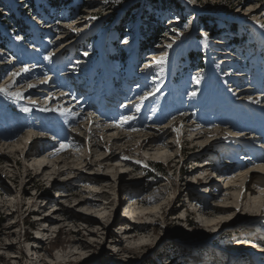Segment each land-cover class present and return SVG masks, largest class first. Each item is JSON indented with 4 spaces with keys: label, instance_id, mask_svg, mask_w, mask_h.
Masks as SVG:
<instances>
[{
    "label": "rangeland",
    "instance_id": "374dc122",
    "mask_svg": "<svg viewBox=\"0 0 264 264\" xmlns=\"http://www.w3.org/2000/svg\"><path fill=\"white\" fill-rule=\"evenodd\" d=\"M261 25L264 0H0V264H264V209L245 188L240 211L202 213L264 164ZM38 147L42 174L25 158ZM225 148L226 185L201 166Z\"/></svg>",
    "mask_w": 264,
    "mask_h": 264
},
{
    "label": "bare ground",
    "instance_id": "6f19581e",
    "mask_svg": "<svg viewBox=\"0 0 264 264\" xmlns=\"http://www.w3.org/2000/svg\"><path fill=\"white\" fill-rule=\"evenodd\" d=\"M182 22V21H181ZM9 108L11 109V107L9 106ZM237 133L236 134H238L240 137H244V132L243 131H236ZM193 141H196L195 139L193 140ZM34 145H35V143H34ZM150 144H147V146H149ZM154 153H153V155H152V158H158V159H162L163 157H164V155H166L167 154V150H161V148H156V149H154V151H153ZM169 154V153H168ZM172 155V153L169 155V156H171ZM27 157H32V158H38L39 160H34V162H35V168H38V171L40 170V169H42V172H41V174L44 172V170L45 169H47V164L48 163H46V161H45V157H41V154H35L34 152H31V151H29V152H27V154L25 155V158H27ZM41 158V159H40ZM175 158V157H174ZM173 158V159H174ZM261 159V158H260ZM259 159V160H260ZM263 159V158H262ZM261 159V161H263ZM172 161V159L169 161V162H171ZM42 162V163H41ZM106 162H110V160H108L107 158H105V159H101V161H100V166H101V164L102 163H106ZM44 163H46V165H44ZM257 163V162H256ZM212 164H210V163H203V165L201 164V166H202V168H204L206 171H208V170H212L211 172H216V171H220V169L218 170L217 169V167H210ZM205 167H210L209 169L208 168H205ZM55 168V167H54ZM122 169V168H121ZM222 169V168H221ZM246 169L244 168V169H239V170H237V175H239L238 176V179H239V181H234L233 183H235L233 186H232V188L230 187V188H228L227 189V191L228 192H230V193H233V192H238L237 193V196L235 197V201H232V202H229V200H230V198H226V199H223V202H219V203H217L216 204V206L215 207H209V205H205V206H203L202 207V213L204 214V215H209V216H215V215H227L229 212H231V210L233 209L234 210V208H236V209H238L239 208V201H240V193H241V191L245 188V197L243 198V200L247 197L246 196V192L249 194V199H250V202H249V205H250V209H253V210H259L260 211V214H262V211H263V207H264V192H262L261 191V188H264V172H262V171H260L259 170V167H253L252 169H249V170H247V171H245ZM217 173V172H216ZM226 175H228V174H226V172L225 173H219V178H220V180L218 179L217 180V176H215L214 177V180L215 181H217L216 183H218V184H220V183H222V184H225L226 185V181L228 182V180H229V177H227ZM78 176H73L72 178L74 179V178H77ZM102 180V179H101ZM101 180H100V182H101ZM222 181V182H221ZM87 182L89 183V184H93V185H95V186H98L99 187V184H101L100 182H99V180H97L96 178H89V179H87ZM197 183H199V182H197ZM206 184L204 185V186H202V187H204V191H206L205 193L206 194H208V195H212V193L211 192H213V191H211V190H213V188H216L215 186H213L211 183H208V181L207 182H205ZM213 183V182H212ZM247 183V184H246ZM237 186H239V189H238V191H237V189H236V187ZM254 189H256L257 191H258V196L257 197H253L252 195H255V193H254ZM226 191V192H227ZM24 192V191H23ZM185 192H189L188 190H186ZM227 192V193H228ZM184 194V193H183ZM182 193H181V195H179L178 196V198L176 199V200H178V199H180L181 197H182V195H183ZM187 195H188V197H191L193 194L192 193H187ZM64 197V196H63ZM62 197V198H63ZM160 197H163V195L160 193V194H158L157 196L156 195H153L152 197H150V198H148V199H146V200H143V202H149L150 200L152 201V202H150L151 204H153L154 203V207H153V209H156V207H155V205H157L156 204V201H157V199L158 198H160ZM247 200V199H246ZM229 202V203H228ZM81 203H84V204H86V203H89V201L86 199V198H84L83 200H81L79 203H78V205H80ZM159 206H160V204H159ZM207 209H209L210 210V212H207L206 210ZM152 210V208H150V209H142L141 211L140 210H138L139 212H138V214L140 215H142V217H147V212L148 211H151ZM208 210V211H209ZM134 213H136V211L134 210V209H125V211H124V213H123V215H122V219H125V220H128L130 217H132L133 218V214ZM120 218V219H121ZM131 220V219H130ZM138 220V219H137ZM40 221H41V219H40ZM132 221L134 222V224H140L139 222H137V221H135V219H132ZM216 221H212V222H208V224H211V223H215ZM129 223V222H128ZM128 223H126V224H128ZM153 225H155L154 223H153ZM120 226H125V224L124 225H120ZM130 227H129V230L126 232L127 234H130V236L132 237V239H135V238H137L138 236V234H135L136 233V231H137V226H133V225H129ZM143 226L145 227V228H147L148 226L144 223L143 224ZM140 232V231H139ZM251 239H253L252 238V236H244V238H241V239H239V241L238 242H241V244H242V248L244 249V244H245V242L246 243H249V242H251L252 240ZM137 240H139V239H137ZM237 242V243H238ZM243 242V243H242ZM238 244H240V243H238ZM241 244L239 245L240 247H241ZM260 244V252L261 253H264V250H262V249H264V246H263V244L262 243H259ZM238 246V245H237ZM235 250H238V249H240L239 247H236V248H234ZM246 250V249H245ZM62 254V253H61Z\"/></svg>",
    "mask_w": 264,
    "mask_h": 264
},
{
    "label": "snow or ice",
    "instance_id": "6c2138e0",
    "mask_svg": "<svg viewBox=\"0 0 264 264\" xmlns=\"http://www.w3.org/2000/svg\"><path fill=\"white\" fill-rule=\"evenodd\" d=\"M117 2H119V0H117ZM195 2H196V0H189V3H193L194 4ZM261 27H264V25H261ZM205 38H207V37H205ZM17 39H20V37H17ZM125 43H127V41H125ZM168 47H171V45L169 44ZM45 58L50 60L51 59V56H47ZM163 61H164V57H161L158 62L159 63H163ZM24 71H27V69H24ZM13 75H16V74L14 73ZM197 82H199V81H197ZM0 92H6V89L0 88ZM17 95H19V94H17ZM191 95L192 96H195L196 93L193 92V93H191ZM249 99H251V98H249ZM252 102L259 103L258 100H255V101H252ZM23 111L27 112V111H30V109L25 108V109H23ZM129 119L130 118H127V117L124 118V122L125 123L128 122ZM116 126L119 127L120 125H116ZM65 147H66L65 144H63V143L60 144V148L61 149L65 148ZM125 159H127V157H125ZM259 170L262 171V172H264V164H262V165L259 166ZM261 191L264 192V188H261ZM237 211H240V209H237ZM262 250H264V249H262Z\"/></svg>",
    "mask_w": 264,
    "mask_h": 264
},
{
    "label": "trees",
    "instance_id": "16d2710c",
    "mask_svg": "<svg viewBox=\"0 0 264 264\" xmlns=\"http://www.w3.org/2000/svg\"><path fill=\"white\" fill-rule=\"evenodd\" d=\"M175 7H177L178 9H182V3L181 2H175L174 3ZM143 8L141 9V13L143 12ZM153 21V20H152ZM152 26V25H150ZM150 28V27H149ZM151 36V35H149ZM141 50L145 51L146 49H144L143 47H140ZM153 164V172H157V173H160L162 174V176H166L167 175V172L165 170L162 169V164L161 163H152ZM51 198V197H50Z\"/></svg>",
    "mask_w": 264,
    "mask_h": 264
}]
</instances>
